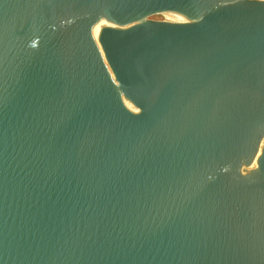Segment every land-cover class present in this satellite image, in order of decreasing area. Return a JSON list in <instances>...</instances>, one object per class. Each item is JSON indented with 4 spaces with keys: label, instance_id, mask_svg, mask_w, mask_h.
<instances>
[{
    "label": "water",
    "instance_id": "obj_1",
    "mask_svg": "<svg viewBox=\"0 0 264 264\" xmlns=\"http://www.w3.org/2000/svg\"><path fill=\"white\" fill-rule=\"evenodd\" d=\"M260 144L264 0H0V264H264Z\"/></svg>",
    "mask_w": 264,
    "mask_h": 264
},
{
    "label": "bare ground",
    "instance_id": "obj_2",
    "mask_svg": "<svg viewBox=\"0 0 264 264\" xmlns=\"http://www.w3.org/2000/svg\"><path fill=\"white\" fill-rule=\"evenodd\" d=\"M194 19H195V17L189 16V17H187V18H185L183 20L175 21V20L171 19V20H169L167 22L186 23V22L193 21ZM111 24H113V23L108 21L107 19H104V20L100 21L98 24H96L93 27V30L97 29V28H101V27L107 26V25H111ZM262 147H264V144H260L259 145V149H261ZM246 166H248V165H246ZM242 170H243L244 174H252L254 170H257V167L256 166H252L247 171H245L243 168H242Z\"/></svg>",
    "mask_w": 264,
    "mask_h": 264
},
{
    "label": "rangeland",
    "instance_id": "obj_3",
    "mask_svg": "<svg viewBox=\"0 0 264 264\" xmlns=\"http://www.w3.org/2000/svg\"><path fill=\"white\" fill-rule=\"evenodd\" d=\"M152 19L157 20V21H169V20H171V18L166 16L165 14L157 15V16L153 17Z\"/></svg>",
    "mask_w": 264,
    "mask_h": 264
}]
</instances>
